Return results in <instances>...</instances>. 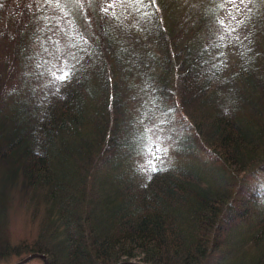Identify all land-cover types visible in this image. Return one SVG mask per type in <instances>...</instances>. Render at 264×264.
Listing matches in <instances>:
<instances>
[{"label":"trees","instance_id":"obj_1","mask_svg":"<svg viewBox=\"0 0 264 264\" xmlns=\"http://www.w3.org/2000/svg\"><path fill=\"white\" fill-rule=\"evenodd\" d=\"M215 6L0 0L1 264H264V193L249 183L264 175V3L249 5L243 45L202 54ZM76 33L91 54L52 82ZM141 119L168 147L151 180L136 171ZM16 203L36 223L18 239ZM243 223L256 231L244 248L228 241Z\"/></svg>","mask_w":264,"mask_h":264},{"label":"snow or ice","instance_id":"obj_2","mask_svg":"<svg viewBox=\"0 0 264 264\" xmlns=\"http://www.w3.org/2000/svg\"><path fill=\"white\" fill-rule=\"evenodd\" d=\"M60 2L61 0H56L58 7L60 6ZM66 2L79 4L82 7V0H66ZM91 2L92 0H89V3ZM128 2L137 5V11H139L140 8L146 9L143 13L144 16L153 14V12L147 11L149 8H152L154 12L159 11L158 7H156V0H128ZM261 2L264 3V0H261ZM214 3L216 6L212 9V19L218 30L217 39L211 45L206 46L202 50V54L207 52L211 55V48H226L233 43L243 45L239 30L246 27L247 22L250 20L252 8H250L249 5L256 3V0H214ZM111 7L112 4H108L107 7H105L102 3L101 11L107 13ZM221 13L223 14L221 15ZM65 15H67V13H65ZM76 35L79 38L75 43H71L69 46L70 48H77V51H69L61 67L56 71L48 69L52 77V82L62 83L70 79L74 67L70 61L79 63L83 59V56L80 55L81 52L89 55L91 54L88 48L84 47V45L87 44L86 38L79 33H76ZM244 39H248V36H245ZM225 41H227V43H225ZM245 55L246 53L244 51L240 52L241 58H244ZM223 56H225V53L221 51L218 52L216 57H213V74L222 71L223 68L227 66L224 60H220V57ZM45 63H47V61ZM203 63L208 64L209 61H203ZM38 67H41V65H38ZM145 87L147 88L148 85H145ZM57 91H59L58 88ZM154 102L153 99V103ZM169 111H171V109ZM145 115H147V113H145ZM140 123L144 125V130L137 138L135 153L137 156L143 157V160L142 162H137L136 171L146 174L147 178L151 180L153 174L166 170L163 157L167 156L168 147L164 146L162 138L157 135L152 128L148 127L143 119L140 120Z\"/></svg>","mask_w":264,"mask_h":264},{"label":"rangeland","instance_id":"obj_3","mask_svg":"<svg viewBox=\"0 0 264 264\" xmlns=\"http://www.w3.org/2000/svg\"><path fill=\"white\" fill-rule=\"evenodd\" d=\"M147 117H148V115L146 116V119H147ZM153 125H154V120L151 119L148 123V126L152 127ZM173 129H174V126H173ZM174 130L176 132H178L177 129H174ZM163 134H165V132H162L159 135H163ZM163 144H164V146L167 147L166 143H163ZM249 183L254 184L257 188H259V190L260 189L262 190L260 192L264 193V175L261 176V179L259 181H253V182H249ZM243 189H245L248 192H252L250 186H248V185H244ZM252 222L255 223V221H252ZM35 225H36V223L32 224V222L29 218L28 210L27 211L24 210V208H22V206H18V203H16L13 210H12V214H11V224H10L11 236H13L14 239H18L21 237H25L27 235H32L34 232V229H35ZM241 232H243V233L241 234ZM254 233H256L254 228H249L248 223H243L242 225L236 226L233 230L230 231L228 241L234 242L235 240H238L239 238L240 239L246 238V243L242 246V248H244L250 244L249 241L252 238H254L250 234H254ZM239 240L237 241V244L239 243ZM22 258L23 257L13 259L8 264H13V263H16L18 261H21ZM43 262H44V260L42 261V259L40 257L39 258L36 257V258H32V259L28 260L27 262H25L23 264H44Z\"/></svg>","mask_w":264,"mask_h":264},{"label":"water","instance_id":"obj_4","mask_svg":"<svg viewBox=\"0 0 264 264\" xmlns=\"http://www.w3.org/2000/svg\"><path fill=\"white\" fill-rule=\"evenodd\" d=\"M35 256L42 257L43 260H44V264H48V261H47L46 256L39 255V254H31V255L25 257L24 259H22L21 261H18V262L13 263V264H23V263L27 262L28 260L34 258ZM117 264H152V263H146V262H140V261L127 260V261L119 262Z\"/></svg>","mask_w":264,"mask_h":264}]
</instances>
